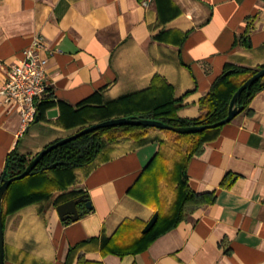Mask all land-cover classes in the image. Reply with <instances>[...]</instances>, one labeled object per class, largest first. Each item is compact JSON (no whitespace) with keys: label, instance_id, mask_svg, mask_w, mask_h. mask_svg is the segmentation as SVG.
<instances>
[{"label":"crops","instance_id":"0c3cea01","mask_svg":"<svg viewBox=\"0 0 264 264\" xmlns=\"http://www.w3.org/2000/svg\"><path fill=\"white\" fill-rule=\"evenodd\" d=\"M144 1L0 0V61L16 63L42 36L54 99L24 128L0 96V181L16 149L33 159L108 114L169 99L181 101V119L196 120L226 72L264 66V0ZM172 135L150 129L106 143L90 165L47 172L44 199L16 210L7 202L4 264H264V90L210 134L201 154L188 157L187 141ZM158 154L165 168L151 169ZM183 172L215 203L141 246L154 214L172 213ZM81 194L92 210L63 221L57 207Z\"/></svg>","mask_w":264,"mask_h":264},{"label":"trees","instance_id":"16d2710c","mask_svg":"<svg viewBox=\"0 0 264 264\" xmlns=\"http://www.w3.org/2000/svg\"><path fill=\"white\" fill-rule=\"evenodd\" d=\"M247 40V37L243 38L244 45H247ZM247 46H249V43ZM263 68L264 66L258 68L235 67L226 72L217 80L211 92L206 97L202 98L201 107L204 113L196 120L181 119L177 114L178 110L182 107L181 101L173 99L156 103L146 112L131 113L124 117L153 119L180 128L218 123L228 116L230 103L239 88L245 81ZM262 90H264V78L242 93L240 105L243 107V112L248 109L251 100ZM53 103L54 99L52 94L39 102L36 119H41L43 109ZM108 116L109 117L105 118L103 121L114 119L110 117L109 114ZM150 129L151 128L137 126L99 129L54 149L45 155L30 176L14 182L10 186L4 199V205L7 202H11L10 210H16L28 203L44 199L46 196L45 189L50 184L45 175L47 172L59 171L65 174L90 165L100 155L106 143H114L123 137L139 140L144 136L145 132ZM218 129L219 128L210 129L196 134L167 132L187 141V153L188 157H190L201 154L210 134ZM31 160L32 159L21 155L16 149L8 157L5 172H8L11 177L18 176L26 170ZM163 162L162 157L158 154L151 162L150 168L154 169L160 166L161 168H165L162 166V164L165 165ZM233 181V178L227 176L223 181V185L228 187ZM2 182L3 176L0 185ZM179 183L178 201L172 213L169 216H164L160 213L155 227L142 237L140 241L141 246H148L159 237L176 229L180 223L187 221L200 208L215 203L214 194H198L190 187L185 172L182 173ZM115 253L123 255V253L120 252Z\"/></svg>","mask_w":264,"mask_h":264},{"label":"water","instance_id":"95a60500","mask_svg":"<svg viewBox=\"0 0 264 264\" xmlns=\"http://www.w3.org/2000/svg\"><path fill=\"white\" fill-rule=\"evenodd\" d=\"M264 78V68L259 70L256 74L250 77L245 83L239 88V90L235 93L229 107L228 116L215 124L210 125H198L186 128L174 127L164 122L153 120V119H145L140 117H121V118H114L107 121H103L89 127L82 129L81 131L77 132L76 134L59 140L44 150H42L36 157H34L26 170L18 175L11 177L8 172H5L3 175V182L0 185V264H4L5 260V247H4V199L5 196L10 188V186L16 182L25 179L26 177L30 176L32 172L37 168L40 161L53 151L54 149L63 146L69 142H72L86 134L95 132L99 129L105 128H113V127H122V126H137V127H147L151 129H159L163 131H172L177 134H196L202 133L206 130L216 129L223 127L229 123H231L237 116H239L243 112V107L240 105V98L244 91L251 88L256 82ZM38 122V119H36ZM80 205H84V209H80ZM93 206L90 202L88 195L82 194L74 199H71L57 207L58 214L63 221H78L81 216L87 211L92 210ZM159 212H156L151 220L147 223L145 228L143 229V234L149 233L157 224L159 219Z\"/></svg>","mask_w":264,"mask_h":264},{"label":"built area","instance_id":"2783aa9c","mask_svg":"<svg viewBox=\"0 0 264 264\" xmlns=\"http://www.w3.org/2000/svg\"><path fill=\"white\" fill-rule=\"evenodd\" d=\"M153 2L154 0H147L143 5L149 7ZM47 51L44 38L36 35L21 60L13 64L0 61V69L5 71L0 96L4 98L6 106L20 110L24 128L36 121L38 103L52 94Z\"/></svg>","mask_w":264,"mask_h":264},{"label":"rangeland","instance_id":"374dc122","mask_svg":"<svg viewBox=\"0 0 264 264\" xmlns=\"http://www.w3.org/2000/svg\"><path fill=\"white\" fill-rule=\"evenodd\" d=\"M172 136H176V135H172ZM177 138V137H176ZM182 149L184 150V151H187V143H184L183 145H182Z\"/></svg>","mask_w":264,"mask_h":264},{"label":"flooded vegetation","instance_id":"af4514ba","mask_svg":"<svg viewBox=\"0 0 264 264\" xmlns=\"http://www.w3.org/2000/svg\"><path fill=\"white\" fill-rule=\"evenodd\" d=\"M81 195H82V194H81ZM78 196H80V195H78ZM78 196H76V197H78ZM76 197H75V198H76ZM73 199H74V198H73Z\"/></svg>","mask_w":264,"mask_h":264}]
</instances>
